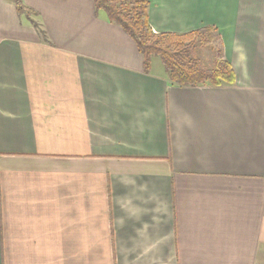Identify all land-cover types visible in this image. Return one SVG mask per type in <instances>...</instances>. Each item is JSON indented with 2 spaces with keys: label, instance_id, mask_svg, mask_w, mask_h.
<instances>
[{
  "label": "crops",
  "instance_id": "crops-1",
  "mask_svg": "<svg viewBox=\"0 0 264 264\" xmlns=\"http://www.w3.org/2000/svg\"><path fill=\"white\" fill-rule=\"evenodd\" d=\"M147 1L234 82L145 72L92 0H0V264H264V0Z\"/></svg>",
  "mask_w": 264,
  "mask_h": 264
},
{
  "label": "trees",
  "instance_id": "trees-1",
  "mask_svg": "<svg viewBox=\"0 0 264 264\" xmlns=\"http://www.w3.org/2000/svg\"><path fill=\"white\" fill-rule=\"evenodd\" d=\"M17 14L30 18L34 12L22 0H10ZM96 13L108 23L116 24L134 42L143 59L144 71L158 58L167 81L177 87L222 86L234 82L221 38L214 28H203L187 34L154 33L149 24L147 0H92ZM43 35V39H44ZM214 55L215 64L205 63L204 53Z\"/></svg>",
  "mask_w": 264,
  "mask_h": 264
},
{
  "label": "rangeland",
  "instance_id": "rangeland-1",
  "mask_svg": "<svg viewBox=\"0 0 264 264\" xmlns=\"http://www.w3.org/2000/svg\"><path fill=\"white\" fill-rule=\"evenodd\" d=\"M208 52L209 53H204V56L202 57V59H203V61L205 62V63H208L207 61H208V59H210L211 61V64H212V66L211 67H213L214 66V64H215V60H214V55L211 53V51H209L208 50ZM154 62H155V64H156V67L158 68V69H162L163 70V67H162V65H161V61L158 59V58H155L154 59Z\"/></svg>",
  "mask_w": 264,
  "mask_h": 264
}]
</instances>
